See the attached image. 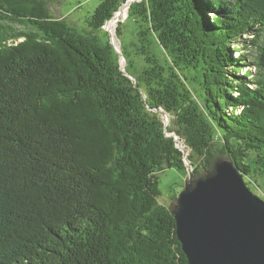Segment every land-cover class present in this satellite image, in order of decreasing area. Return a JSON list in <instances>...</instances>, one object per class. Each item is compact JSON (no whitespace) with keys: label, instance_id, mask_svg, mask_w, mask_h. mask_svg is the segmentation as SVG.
Wrapping results in <instances>:
<instances>
[{"label":"trees","instance_id":"trees-1","mask_svg":"<svg viewBox=\"0 0 264 264\" xmlns=\"http://www.w3.org/2000/svg\"><path fill=\"white\" fill-rule=\"evenodd\" d=\"M125 1L83 33L47 0H0V264H189L160 201L180 141L195 178L224 158L263 184L264 0L133 2L137 73L104 28Z\"/></svg>","mask_w":264,"mask_h":264},{"label":"water","instance_id":"water-1","mask_svg":"<svg viewBox=\"0 0 264 264\" xmlns=\"http://www.w3.org/2000/svg\"><path fill=\"white\" fill-rule=\"evenodd\" d=\"M125 4L131 6L129 0ZM159 111L168 126V112ZM184 159L190 183L179 194L175 219L189 264H264V199L231 160H217L205 176L195 179L188 153Z\"/></svg>","mask_w":264,"mask_h":264},{"label":"rangeland","instance_id":"rangeland-1","mask_svg":"<svg viewBox=\"0 0 264 264\" xmlns=\"http://www.w3.org/2000/svg\"><path fill=\"white\" fill-rule=\"evenodd\" d=\"M101 0H47L48 8L52 15L59 17V18H66L71 23L75 24L81 32H90V27L88 25V18L92 15L95 8L98 6ZM128 1V0H126ZM125 1V2H126ZM131 4L136 1L140 0H129ZM125 2L121 4L120 8H123ZM131 7V6H130ZM130 7H128V15L121 19V21L116 25L115 31L111 30L108 27H104L109 33L114 37L113 45L117 50L124 54L126 51L129 54V58H131V63H133V71L140 72L147 66L146 57L141 54L140 49L142 48L140 41V36L138 33V23L130 16ZM118 11V10H117ZM120 11V10H119ZM118 11V12H119ZM114 16V15H113ZM110 21V20H109ZM121 26L122 34H119L118 28ZM152 52H156L157 54L162 53V48L158 43L157 39L151 37ZM144 46V44H142ZM120 56V63L122 66L126 64V67L129 66L130 61L127 56H121L119 52H117ZM240 54L237 52V55ZM126 69V68H125ZM132 77V76H131ZM134 79V77H132ZM169 114V113H168ZM164 122H165V117ZM170 122L171 117L169 115ZM166 128L168 126H165ZM168 134V133H167ZM172 133H169L171 135ZM173 135H175L173 133ZM176 138V137H175ZM178 139V137L176 138ZM182 145L184 154H190L191 150L187 149L185 151V145L183 141L178 143V146ZM224 159V158H219ZM194 172V169H193ZM208 173V170L202 172L201 176H205ZM195 174V172H194ZM195 178V175H194ZM196 179V178H195ZM262 181V180H261ZM262 185H257L252 183L249 187H253V190L256 191L257 194L263 193L264 191V181H262ZM190 183V174L187 170H180L175 167H167L161 174H160V188L162 190V195L160 197L161 203L165 204L173 211H176L179 207V194L180 192L189 185ZM252 190V191H253ZM253 191V192H254Z\"/></svg>","mask_w":264,"mask_h":264},{"label":"bare ground","instance_id":"bare-ground-1","mask_svg":"<svg viewBox=\"0 0 264 264\" xmlns=\"http://www.w3.org/2000/svg\"><path fill=\"white\" fill-rule=\"evenodd\" d=\"M127 15H128V5H125L119 12H117L115 14V16L110 21H108L106 27H108L111 30L115 31L116 25L121 21V19H123Z\"/></svg>","mask_w":264,"mask_h":264}]
</instances>
